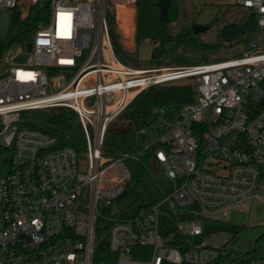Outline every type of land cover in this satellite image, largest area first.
Instances as JSON below:
<instances>
[{
  "label": "built area",
  "instance_id": "obj_1",
  "mask_svg": "<svg viewBox=\"0 0 264 264\" xmlns=\"http://www.w3.org/2000/svg\"><path fill=\"white\" fill-rule=\"evenodd\" d=\"M38 1L0 0V8L23 18ZM234 3L254 15L258 32L234 58L127 64L114 52L106 13L114 22L116 15L105 0H48L49 19L0 53V163L8 157L0 175V264H264V247L238 258L195 242L202 226L186 219L264 202V0ZM185 78L194 97L166 124L153 158L168 187L148 209L112 213L129 170L124 156L103 155L107 128L140 92ZM49 107L77 113L86 168L73 148L19 125L23 111ZM98 217L112 221L109 249L117 257L110 261L93 258ZM167 219L181 239L163 234Z\"/></svg>",
  "mask_w": 264,
  "mask_h": 264
},
{
  "label": "trees",
  "instance_id": "obj_2",
  "mask_svg": "<svg viewBox=\"0 0 264 264\" xmlns=\"http://www.w3.org/2000/svg\"><path fill=\"white\" fill-rule=\"evenodd\" d=\"M48 0H39L33 5L26 17H20L18 10L11 15L8 34L5 39L0 40V53L14 43L29 39L32 32L42 23H45L50 16ZM169 21L162 22L159 19V8L157 0H133L135 8V49L144 40L151 43L150 63L154 67L170 66L171 58L182 51L206 52L216 50L221 46L219 34L218 11L213 18L206 22L209 28L215 26L217 39L209 42L202 38L201 34H194L191 29V22L183 25L175 32L169 27L178 20L179 6L176 0H170ZM109 26L110 38L117 57L123 62L139 66L132 58L134 51H126L119 41V31L114 22V16L110 11L106 13ZM254 15L250 13L246 22V29L239 39L243 46H247L248 36L255 29ZM237 52L234 56L241 55ZM193 84H188L186 99L164 100L151 102V87L140 92L122 113L113 121L106 130L102 151L103 155L109 158L124 156V162L129 170V178L125 184V191L122 198L128 199L135 196L136 189L141 182L142 176L147 172L145 166L138 161V155L144 154L154 158L155 151L162 144L160 136L166 130V124L174 122L178 110L185 102L191 101L194 97ZM162 93L163 97L165 96ZM32 113L28 115L27 113ZM20 126H28L39 129L57 140L59 147H71L78 154L84 149V134L77 113L69 107H49L45 109H32L23 111L20 114ZM148 204H141L136 207L128 205L127 215H135L141 210L148 209L153 201ZM186 219H199L201 221L202 233L194 237L195 242H202L204 236L218 231H230L233 234L239 232L242 226L229 223L220 219H212L201 215H189ZM112 221L106 217H98L95 222V238L93 258L97 262L110 261L117 257L109 249V230ZM174 222L167 219L164 222L163 234L175 239L181 237L174 228ZM175 244V240H170ZM264 240L259 238L256 241V248L250 249L246 255L254 257L259 255L263 249ZM141 257L142 255L136 254Z\"/></svg>",
  "mask_w": 264,
  "mask_h": 264
},
{
  "label": "rangeland",
  "instance_id": "obj_3",
  "mask_svg": "<svg viewBox=\"0 0 264 264\" xmlns=\"http://www.w3.org/2000/svg\"><path fill=\"white\" fill-rule=\"evenodd\" d=\"M176 2L179 6V16L178 20L169 27L171 32L177 31L189 21L191 22L190 25L193 23L206 24L218 11L220 21L218 38L221 46L216 50H209L203 53L182 51L171 58L170 66H185L234 58L237 57L234 56L237 52L241 53L245 50V46L239 42V39L246 29V22L250 13L236 5L234 0H176ZM118 3L124 4L126 7L123 10L127 11L128 8H133V0H105L107 9L111 10L115 15L118 10L115 24L119 31V41L126 51L131 52L135 49L134 30L132 31L130 21V18L133 17V12L129 10L128 22L125 21L122 19L121 7H118ZM11 15L12 11L10 9L0 8V40L7 37ZM200 34L204 40L209 42L217 39L215 26ZM257 34L258 32L254 29L248 37H255ZM151 47V43L148 40H144L136 47L132 58L140 66L154 67L150 63ZM84 53L87 54L88 50H85ZM189 83H192V79L185 78L151 86L149 100L151 102L184 100L186 99ZM163 92L167 93L165 96L168 97H163ZM27 114L32 115L31 112ZM6 157L4 156L0 163V175L7 170V165L4 161ZM79 159L80 166L86 168L87 160L84 153H80ZM137 159L145 166L147 172L142 176L135 196H129L126 200L115 201L111 208L112 213L117 214L120 211H126L128 209L127 204L131 207L148 204L153 198L164 192L169 185L162 167L154 159L144 154H139ZM109 172L111 170L106 171L105 174H109ZM208 216L242 226L236 234L230 231H218L210 233L202 239L205 244L224 248L232 256L243 257L254 247L255 242L264 235V202L254 200L248 202L246 207L230 209L225 214L215 213ZM197 222L201 224L200 220Z\"/></svg>",
  "mask_w": 264,
  "mask_h": 264
},
{
  "label": "water",
  "instance_id": "obj_4",
  "mask_svg": "<svg viewBox=\"0 0 264 264\" xmlns=\"http://www.w3.org/2000/svg\"><path fill=\"white\" fill-rule=\"evenodd\" d=\"M170 0H157V6L159 8V19L162 22L169 21V8H170ZM191 29L194 34H199L207 29H209V25L207 24H198L193 23L191 25ZM27 49H30V43H27Z\"/></svg>",
  "mask_w": 264,
  "mask_h": 264
},
{
  "label": "crops",
  "instance_id": "obj_5",
  "mask_svg": "<svg viewBox=\"0 0 264 264\" xmlns=\"http://www.w3.org/2000/svg\"><path fill=\"white\" fill-rule=\"evenodd\" d=\"M121 7V12H122V19H124L125 21H127L129 18V10H132L133 9V13L135 14V8H134V4L132 5L133 8L132 9H129L127 11H124L123 9L126 7L124 6V4H121V3H118V7ZM117 13H118V10H117ZM117 13H116V20H117ZM118 22V21H117ZM128 22V21H127ZM129 24V23H128ZM133 36H135V29H134V32H133Z\"/></svg>",
  "mask_w": 264,
  "mask_h": 264
},
{
  "label": "bare ground",
  "instance_id": "obj_6",
  "mask_svg": "<svg viewBox=\"0 0 264 264\" xmlns=\"http://www.w3.org/2000/svg\"><path fill=\"white\" fill-rule=\"evenodd\" d=\"M167 73V72H165ZM173 74H164L162 77H169V76H172Z\"/></svg>",
  "mask_w": 264,
  "mask_h": 264
}]
</instances>
